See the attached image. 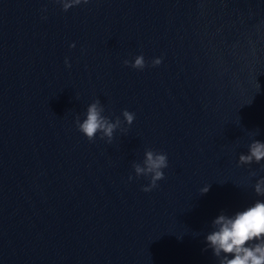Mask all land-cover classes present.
I'll list each match as a JSON object with an SVG mask.
<instances>
[{
	"label": "water",
	"instance_id": "1",
	"mask_svg": "<svg viewBox=\"0 0 264 264\" xmlns=\"http://www.w3.org/2000/svg\"><path fill=\"white\" fill-rule=\"evenodd\" d=\"M96 100L123 122L111 143L76 125ZM253 140L264 0H0V240H206L222 212L264 201V160L239 164ZM146 149L168 157L150 192L132 166ZM0 264L219 258L206 241H0Z\"/></svg>",
	"mask_w": 264,
	"mask_h": 264
},
{
	"label": "clouds",
	"instance_id": "2",
	"mask_svg": "<svg viewBox=\"0 0 264 264\" xmlns=\"http://www.w3.org/2000/svg\"><path fill=\"white\" fill-rule=\"evenodd\" d=\"M62 5L64 11L73 6L87 3L88 0H56ZM75 45H72L74 47ZM67 64V60L65 61ZM125 60L124 64L129 65ZM153 66L159 65L161 59L153 60ZM70 67V65H68ZM143 55L136 56L131 67L142 70L145 67ZM105 109L99 100L92 102L86 110L85 118H76L78 130L89 141H93L97 134L100 139L111 143L116 129L121 128L122 121L119 117L112 121L105 116ZM124 121L131 125L135 114L127 110L122 112ZM264 160V142L253 140L249 144L248 154L239 156L240 165H248L253 162L260 163ZM136 177L149 178L148 185L142 188L144 192H150L158 186L157 182L164 179L163 169L168 167L166 153L146 149L141 163H133ZM252 176L256 173L252 172ZM133 177L129 176V180ZM210 185L200 189L201 194L209 191ZM257 195L264 196V178L259 179L254 185ZM208 248L212 249L215 257L219 258V264H264V201L257 200L252 205L237 211L232 215L222 212L212 221V230L206 235ZM231 257V258H230Z\"/></svg>",
	"mask_w": 264,
	"mask_h": 264
}]
</instances>
